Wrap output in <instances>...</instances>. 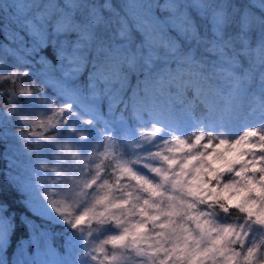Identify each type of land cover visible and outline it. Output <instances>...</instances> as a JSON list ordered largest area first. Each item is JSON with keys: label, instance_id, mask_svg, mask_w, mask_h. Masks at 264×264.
I'll list each match as a JSON object with an SVG mask.
<instances>
[{"label": "snow or ice", "instance_id": "6c2138e0", "mask_svg": "<svg viewBox=\"0 0 264 264\" xmlns=\"http://www.w3.org/2000/svg\"><path fill=\"white\" fill-rule=\"evenodd\" d=\"M34 7L0 0V173L25 209L0 196V252L19 231L41 264H264V95L246 106L239 82L225 93L195 71L185 20L139 42L121 20L108 46L96 9L81 23Z\"/></svg>", "mask_w": 264, "mask_h": 264}, {"label": "trees", "instance_id": "16d2710c", "mask_svg": "<svg viewBox=\"0 0 264 264\" xmlns=\"http://www.w3.org/2000/svg\"><path fill=\"white\" fill-rule=\"evenodd\" d=\"M49 0H40L39 5H37L36 0H34V4L37 7H34L33 11L39 10L44 6L45 3H48ZM55 7L53 8L54 16H60L63 13H67L72 15L75 21H79L81 23H85L92 18V10L96 9V14H102L104 17V21L95 29L97 34V43H101L103 45L110 46L112 44L113 38L117 32V29L120 27V17H124L127 19V14L122 7L121 0H52ZM5 3L11 5L12 0H7ZM205 3H211V7L205 9L206 16H211L213 19L215 14L218 11L223 13V25L219 27V31L221 35L219 36V42L225 49H228V45H233L235 48H244L249 46H255L257 43L264 42V22L257 21L255 18V14H259V16L264 17V14L257 10L256 8H251V11H246L247 6L243 2V0H205ZM105 4H111L113 8L118 10V14L116 11H110L105 8ZM238 7L239 11H235L234 8ZM145 8L149 13H153V9L147 7V3H145ZM62 9V11H61ZM256 9V10H255ZM191 15L195 18L196 24L200 29L201 34L208 35L210 37H215L212 28L213 23L209 24L207 18L201 19L200 16L197 15V11L189 10ZM167 13L161 14L159 9H155L154 16H160L163 18ZM245 16L247 20H249V24L243 28L242 24H237L241 22L242 17ZM213 21V20H212ZM128 23L131 24L132 21L128 20ZM260 23V25H258ZM171 31V29H169ZM132 35L136 38L135 42L140 41V33L136 32L135 29L132 31ZM172 35L175 36L176 33L172 32ZM74 38V34H72ZM183 43V41H182ZM186 47H191L188 45ZM133 48H135V43H133ZM197 54H199V49H197ZM105 53H101L98 57L95 55V46L93 47L92 54L90 55V59L96 58L97 62H102L104 59ZM244 58L241 57V60ZM224 64L226 62L221 61ZM225 78L230 81L232 79L237 82L236 76H228L224 77L223 73L221 74V78L213 79L209 84L215 88H221L225 93L230 91L235 83L226 82ZM135 79V78H134ZM240 78L238 79V81ZM224 81V82H221ZM262 83L264 79H258L257 75L252 76L249 79H241L240 84L246 85L248 89L252 90L255 88V82ZM262 88H260L261 90ZM251 93V94H250ZM247 93L246 97H242L243 102L246 106L250 105L253 99L259 98L262 95H257L254 92ZM243 94V92H242ZM4 167V162L0 161V169ZM0 196L5 198L7 202L11 205V207L17 211V213L24 212L25 209L16 203V193L7 185V183L3 180V175L0 173ZM31 215V214H30ZM34 223L38 226L39 230H45L53 233L54 243L57 248L62 246V235H56V233H62L61 226L52 224L47 219L42 218V215H36L33 217ZM20 236V232H17V236L13 237V243L9 246L7 253H3L5 258L4 264H12V262H16L17 256V244L16 239Z\"/></svg>", "mask_w": 264, "mask_h": 264}, {"label": "clouds", "instance_id": "9594fccd", "mask_svg": "<svg viewBox=\"0 0 264 264\" xmlns=\"http://www.w3.org/2000/svg\"><path fill=\"white\" fill-rule=\"evenodd\" d=\"M39 5L40 0H36ZM147 7L155 11L159 9L161 14L167 13L163 18L160 16H154L153 13H149L145 8ZM249 3L253 8L259 9L260 12H264V5L260 4L258 0H249ZM122 7L127 14V19L120 17L121 20H131L129 24L130 29L139 32L140 29H144L149 33H159L165 36H172V32H175L172 28L174 20H185L195 25L197 29V37H192L189 33L185 37H181L182 49L191 45V48L196 49V61L197 65L195 71L201 74L203 77H207V82L210 83L215 78H221L223 73L224 77L238 76L241 79H249L253 75H257L258 79H264V42L257 43L255 46H249L244 48H235L233 45H228L226 50L224 46L213 45L212 38L208 35L201 34L199 27L196 24L195 18L189 11H197V15L201 19L207 18L209 24L212 23L211 16H206L205 9L211 7V3H205V0H121ZM112 8V11L118 10ZM235 11H239L238 7L234 8ZM62 11V9H61ZM246 11H251L250 8H246ZM257 21L264 22V17L255 14ZM171 29V31H169ZM199 49V54H197ZM241 57L244 59L241 60ZM93 60H96L94 57ZM221 61L231 65L230 69H226L221 66ZM171 67H176L175 61L172 62ZM135 78V79H134ZM137 79L143 80L144 75L141 72L139 76L135 71L129 75V86L135 87ZM143 85H140L141 90Z\"/></svg>", "mask_w": 264, "mask_h": 264}, {"label": "rangeland", "instance_id": "374dc122", "mask_svg": "<svg viewBox=\"0 0 264 264\" xmlns=\"http://www.w3.org/2000/svg\"><path fill=\"white\" fill-rule=\"evenodd\" d=\"M6 1L7 0H5V2ZM243 2L247 6V8H250V9L253 8L252 5L249 3V0H243ZM258 2L260 4H262V5H264V0H258ZM217 13H221V12L218 11ZM262 13L264 14V12H262ZM215 17H216V14H215ZM215 17L212 19L213 20L212 23L214 22ZM238 22H239V20H237V24L244 23L242 25L243 28L246 26L247 23L248 24L250 23L249 20H247V18L245 16L242 17V20H241L240 23H238ZM258 25H260V23ZM219 27H222V26L220 25ZM211 38H212V40L215 39V40H217L219 42V36H215V37L213 36ZM219 44H220V42H219ZM220 63H221V66H223L226 69H230L231 68V65H229L227 63L226 64H224L223 62H220ZM236 77H237V82H239V84H240L241 83L240 82L241 78L238 77V76H236ZM239 78H240V80L238 81ZM225 81L226 82L235 83V84L237 83V82H235L234 79L228 81L225 78ZM221 82H224V81H221ZM240 86H241V89H242V92H243L242 97H244V96L246 97L247 93H250V92H254L257 95H264V93H262V91L260 90V88H264V81L262 83H259V82L256 81L255 82V88H253L252 90L248 89L246 85L242 86V84H240ZM6 107L7 106L4 104L3 100H0V108H6ZM50 167H51V165H50ZM51 176H52V174L49 173L47 177H42L41 178V182L46 183V184H51ZM42 218L47 219L44 216H42ZM37 230H39L38 226H37ZM46 259H47V257H45L42 254L40 249L33 250V249L29 248V249H25V250H18L17 256H16V262L13 261L12 264H41V262L46 260ZM4 262H5V258L3 256V253L0 252V264H4Z\"/></svg>", "mask_w": 264, "mask_h": 264}]
</instances>
